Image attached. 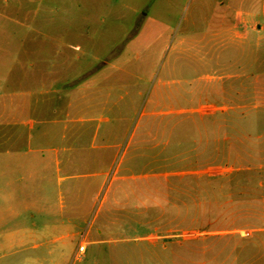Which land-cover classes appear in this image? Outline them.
<instances>
[{
	"label": "rangeland",
	"instance_id": "374dc122",
	"mask_svg": "<svg viewBox=\"0 0 264 264\" xmlns=\"http://www.w3.org/2000/svg\"><path fill=\"white\" fill-rule=\"evenodd\" d=\"M248 11L261 0H0V264H205L189 177L221 159L220 78L264 74ZM23 123L55 129L29 155L43 173L17 174Z\"/></svg>",
	"mask_w": 264,
	"mask_h": 264
},
{
	"label": "crops",
	"instance_id": "0c3cea01",
	"mask_svg": "<svg viewBox=\"0 0 264 264\" xmlns=\"http://www.w3.org/2000/svg\"><path fill=\"white\" fill-rule=\"evenodd\" d=\"M247 14L255 19L258 34L264 35V0H261L260 12ZM239 20L237 15L234 28L247 29L248 22ZM229 32L232 29L219 35ZM235 35L240 38L237 32ZM221 59V56L212 57L215 62L220 60L221 66L233 62L230 56ZM259 62L264 63L257 59L255 67ZM220 79L221 88L215 91L214 102L207 100L215 107L212 112L221 115L222 123L213 127L217 133L215 141L221 144V159L213 161L217 166L205 174L210 179L205 203V264H264V74L224 75ZM201 108L196 107L195 111L201 112ZM17 128L26 133L24 138L17 139V149L21 144L27 147L24 156H17V174L37 175L47 171L48 160L43 155H29L34 152L38 139L51 138L55 129L49 128L35 136L33 124L23 123ZM67 130L65 127L58 135L62 143L67 139ZM206 143L209 147L208 136ZM32 207L42 213H52L48 206L37 207L35 203ZM37 235L34 231L28 234L21 231L17 236L23 242Z\"/></svg>",
	"mask_w": 264,
	"mask_h": 264
},
{
	"label": "trees",
	"instance_id": "16d2710c",
	"mask_svg": "<svg viewBox=\"0 0 264 264\" xmlns=\"http://www.w3.org/2000/svg\"><path fill=\"white\" fill-rule=\"evenodd\" d=\"M189 180L191 181V183L193 184H197L200 185L203 189H201L202 191L207 190V187L209 185L210 179L207 177H195V176H190ZM206 194V192H205Z\"/></svg>",
	"mask_w": 264,
	"mask_h": 264
},
{
	"label": "built area",
	"instance_id": "2783aa9c",
	"mask_svg": "<svg viewBox=\"0 0 264 264\" xmlns=\"http://www.w3.org/2000/svg\"><path fill=\"white\" fill-rule=\"evenodd\" d=\"M195 235H199L198 232H195ZM85 252H86V245H85V242L82 241L79 245L78 251L76 253V257L79 258L83 256Z\"/></svg>",
	"mask_w": 264,
	"mask_h": 264
}]
</instances>
